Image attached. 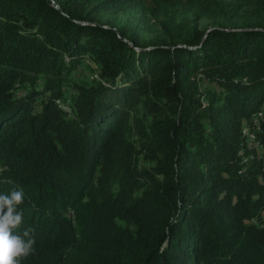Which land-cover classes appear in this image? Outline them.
Here are the masks:
<instances>
[{
    "label": "trees",
    "instance_id": "obj_1",
    "mask_svg": "<svg viewBox=\"0 0 264 264\" xmlns=\"http://www.w3.org/2000/svg\"><path fill=\"white\" fill-rule=\"evenodd\" d=\"M263 155L264 0H0L22 264H264Z\"/></svg>",
    "mask_w": 264,
    "mask_h": 264
},
{
    "label": "clouds",
    "instance_id": "obj_2",
    "mask_svg": "<svg viewBox=\"0 0 264 264\" xmlns=\"http://www.w3.org/2000/svg\"><path fill=\"white\" fill-rule=\"evenodd\" d=\"M24 195L22 188L0 193V264H22L36 251L31 229L22 233L15 231L23 223L24 214L19 206L24 202Z\"/></svg>",
    "mask_w": 264,
    "mask_h": 264
},
{
    "label": "rangeland",
    "instance_id": "obj_3",
    "mask_svg": "<svg viewBox=\"0 0 264 264\" xmlns=\"http://www.w3.org/2000/svg\"><path fill=\"white\" fill-rule=\"evenodd\" d=\"M134 17H135V14H132L130 11L122 12V13L118 14L117 16H115V23L117 26H121L125 22H129L131 24V23H134ZM187 18L194 20V17L190 14H187ZM151 21H152V19H151ZM154 22L156 25H158L160 23V20H154ZM196 22L201 27L210 26L212 24L211 21L208 19H201V20H197ZM153 24L154 23H152L151 25L153 26ZM150 31H152V29ZM148 34L151 37L154 35V32H151Z\"/></svg>",
    "mask_w": 264,
    "mask_h": 264
},
{
    "label": "built area",
    "instance_id": "obj_4",
    "mask_svg": "<svg viewBox=\"0 0 264 264\" xmlns=\"http://www.w3.org/2000/svg\"><path fill=\"white\" fill-rule=\"evenodd\" d=\"M255 125H256V130H258V128H257V120H255ZM254 140H256V138ZM250 144H251V142H250ZM250 144H248V150H249Z\"/></svg>",
    "mask_w": 264,
    "mask_h": 264
},
{
    "label": "bare ground",
    "instance_id": "obj_5",
    "mask_svg": "<svg viewBox=\"0 0 264 264\" xmlns=\"http://www.w3.org/2000/svg\"><path fill=\"white\" fill-rule=\"evenodd\" d=\"M251 142H252V141H251ZM253 144H254V143H253ZM252 147H257V145H254V146H252ZM252 147H251V148H252ZM263 157H264V155H263Z\"/></svg>",
    "mask_w": 264,
    "mask_h": 264
}]
</instances>
